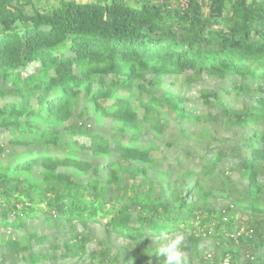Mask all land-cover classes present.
Wrapping results in <instances>:
<instances>
[{
	"label": "trees",
	"instance_id": "obj_1",
	"mask_svg": "<svg viewBox=\"0 0 264 264\" xmlns=\"http://www.w3.org/2000/svg\"><path fill=\"white\" fill-rule=\"evenodd\" d=\"M204 78L230 87L188 108ZM174 126L203 146L179 180ZM1 135L0 264H163L161 230L190 264H264V0H0Z\"/></svg>",
	"mask_w": 264,
	"mask_h": 264
},
{
	"label": "rangeland",
	"instance_id": "obj_2",
	"mask_svg": "<svg viewBox=\"0 0 264 264\" xmlns=\"http://www.w3.org/2000/svg\"><path fill=\"white\" fill-rule=\"evenodd\" d=\"M79 2H86L89 0H76ZM53 4V3H57V0H41V4ZM169 81V80H167ZM230 87V82L229 81H221L220 79H216V78H204L202 81L200 82H195V83H191L190 86H184V90L182 92V96H184L185 98L188 99V102L186 103V106L188 108H193L196 107L197 110L200 111H207V108L205 106H203L201 103V98L199 96V92L202 89H208V90H214V91H218L220 92L222 89H227ZM177 89V88H176ZM174 89V90H176ZM88 114V115H87ZM86 116H91V114L86 113ZM83 125H85L86 129L88 130H93L95 132H103L104 134H106L107 136L111 135V134H116L117 136H120V133L118 132V130L116 129V127H112L109 125V121H106L103 125L101 126H97L95 123V119H93V117L91 118H86L82 121ZM235 130H239V129H234L232 131V133L230 131L224 130L222 127H217V131L218 134L221 135L222 137L224 135H226L227 137H230L232 139V141H236L237 138L233 137V132ZM238 135H241V132L238 131ZM4 139V135L0 136V140ZM84 139L81 138V141H83ZM161 144H164L165 142H171V143H175L177 146L176 148L173 149H168V148H164L163 150H159L156 152L157 157L160 156H166L167 160L162 162V166L163 168H168L171 169V171H173L176 175L175 178H177L178 180L180 178H182V176H184V171L192 169L193 167L196 169V171L199 170V168L201 167V165L203 164V162L201 161L202 157V150H203V146L201 145H191V143L188 140L182 139L179 133V130H177L176 126L170 128V130L168 131L167 135L165 136V139L163 140H159L158 141ZM234 143V142H233ZM176 157H178L181 161L179 163V165H176ZM216 174V172H215ZM227 202L224 200L220 201L219 204V208H223L224 205H226ZM32 226H36L37 229H39L41 226L39 224V222H35L33 224H31ZM44 229H46L45 227H43ZM92 232H94V237L95 240H100L103 239L105 237L102 226L100 224H93L92 227ZM40 230V229H39ZM41 232V231H40ZM44 234V233H42ZM48 235V241H52L57 237L60 238H66V240H69V234L67 230H58V229H50L49 232H47ZM121 243V241H117L115 240L113 242V246L118 247L119 244ZM203 245V250L204 251H209L212 248L211 245V239H209L208 241L204 242ZM89 251H94L96 248V241L90 243L89 245ZM115 247V248H116ZM66 264H74V262H70L67 261Z\"/></svg>",
	"mask_w": 264,
	"mask_h": 264
},
{
	"label": "clouds",
	"instance_id": "obj_3",
	"mask_svg": "<svg viewBox=\"0 0 264 264\" xmlns=\"http://www.w3.org/2000/svg\"><path fill=\"white\" fill-rule=\"evenodd\" d=\"M186 239L182 231L169 233L161 230L153 235L152 242L156 245V255L163 259V264H190L189 253L185 250Z\"/></svg>",
	"mask_w": 264,
	"mask_h": 264
},
{
	"label": "built area",
	"instance_id": "obj_4",
	"mask_svg": "<svg viewBox=\"0 0 264 264\" xmlns=\"http://www.w3.org/2000/svg\"><path fill=\"white\" fill-rule=\"evenodd\" d=\"M241 234V232H239L238 234H237V236H239Z\"/></svg>",
	"mask_w": 264,
	"mask_h": 264
}]
</instances>
